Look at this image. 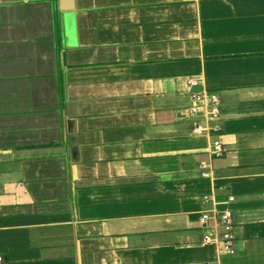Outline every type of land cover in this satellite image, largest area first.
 Here are the masks:
<instances>
[{"label": "crops", "instance_id": "0c3cea01", "mask_svg": "<svg viewBox=\"0 0 264 264\" xmlns=\"http://www.w3.org/2000/svg\"><path fill=\"white\" fill-rule=\"evenodd\" d=\"M190 78L219 97L220 157ZM0 255L264 264V0H0Z\"/></svg>", "mask_w": 264, "mask_h": 264}, {"label": "built area", "instance_id": "2783aa9c", "mask_svg": "<svg viewBox=\"0 0 264 264\" xmlns=\"http://www.w3.org/2000/svg\"><path fill=\"white\" fill-rule=\"evenodd\" d=\"M188 86L190 88L191 106L189 113L193 116H202L204 118L203 124H196L193 128V132L198 135H212L217 134V137L212 140L210 155L212 157H220L225 152L220 129L216 122L220 119L219 109V97L214 92L201 90V84L195 78L188 80ZM202 168L206 167L201 164ZM204 177L206 173H202ZM207 200V196L203 197ZM200 224L202 226H208L216 229V233H209L203 239L205 245H216L218 248V254L221 258H231L236 254L234 247V227L232 213L230 210H210L203 211L200 214ZM3 261L0 255V262ZM207 264H215L213 262Z\"/></svg>", "mask_w": 264, "mask_h": 264}, {"label": "water", "instance_id": "95a60500", "mask_svg": "<svg viewBox=\"0 0 264 264\" xmlns=\"http://www.w3.org/2000/svg\"><path fill=\"white\" fill-rule=\"evenodd\" d=\"M61 1V0H60ZM63 1V0H62ZM61 10H63V9H61ZM64 10H68V8L67 9H64Z\"/></svg>", "mask_w": 264, "mask_h": 264}]
</instances>
